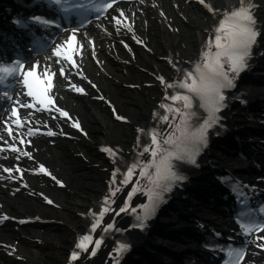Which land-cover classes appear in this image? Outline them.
Instances as JSON below:
<instances>
[{
  "label": "bare ground",
  "instance_id": "obj_1",
  "mask_svg": "<svg viewBox=\"0 0 264 264\" xmlns=\"http://www.w3.org/2000/svg\"><path fill=\"white\" fill-rule=\"evenodd\" d=\"M205 1L207 9H211L207 14L211 20L210 23H214L218 19L216 17H220L218 20L220 26V21L225 20L227 14L243 6L248 8L251 14L257 13L259 22L262 23L264 28V0ZM221 11H223L222 15H220ZM182 14L184 19L175 20L174 24L170 25L177 28L176 32L171 30L170 26H161L156 22L149 24L146 28L144 37L145 40L147 38L151 52L146 53L139 49L136 62L143 64L142 68L147 72H159L165 75L168 73L167 67L165 68L156 60L155 57L157 56H167L172 60L183 59V61L186 60L188 66H191V62H193V65L196 63L205 34L208 32L209 19L205 21L204 19H207V16L202 11L197 8H189L188 6H185ZM224 27L230 28L227 21ZM260 43L264 49V39ZM199 63L201 62L196 64ZM105 67L108 75L112 77L110 82L103 76L97 77L96 80L98 81L99 79V83H103L104 92L112 97L119 112L127 116L130 126L112 122L108 108L98 107L97 104L90 101H84L77 108L84 111L85 118L83 121L87 126L88 135L93 143L113 145L128 153L131 147L134 148L132 144L133 132L131 129H133V126L145 127L148 125L147 114L153 108L152 101L157 97L158 90L157 88L155 90L156 86L148 87L140 92L123 90L116 83L122 84L126 82V78L138 81L145 76L133 70L129 71L127 75H123L120 73V67L114 66V63L110 59H108ZM147 75L148 77L144 82H151L149 73ZM230 116L232 115L230 114ZM230 121L234 122V119H230ZM93 146H76L73 153H76L78 157L73 156L68 150L60 149L58 162L59 165L65 166L68 173H64L63 171L60 173L67 183L66 190L52 195L55 203L58 205L57 209L46 208L39 204L36 199H14L8 201V207L14 212L22 213L23 216H38L39 219L60 221L61 224L43 229L31 226L28 229L18 227V229L10 231H1L6 236V233L10 232L12 234L11 236H7L9 237L7 238L8 242L12 240L10 243L17 238L21 240V244L18 247H12L6 251H14L16 252V257L20 259L25 258V262H17L12 257H5L6 264H30V261H26L27 259L34 261L33 263L35 264H63L64 254L71 244V240L76 233L75 231L79 230L83 224L82 214L86 212V208L95 202L105 189L107 175L98 169L104 167L105 164L92 153L91 150L94 151L96 149ZM143 183H145V179L141 178L139 184ZM137 202V200H134V205ZM34 238L46 239L55 243L57 247L55 248L52 245H48L47 247L37 246L38 244L34 245ZM112 239L110 238V240ZM107 242L108 240H105V243ZM111 248L110 245L104 244L100 249H97L98 251L94 255H85L82 259L83 262L79 263L78 261L77 264H110ZM2 258L0 253V259Z\"/></svg>",
  "mask_w": 264,
  "mask_h": 264
},
{
  "label": "snow or ice",
  "instance_id": "obj_2",
  "mask_svg": "<svg viewBox=\"0 0 264 264\" xmlns=\"http://www.w3.org/2000/svg\"><path fill=\"white\" fill-rule=\"evenodd\" d=\"M111 7V5H109ZM211 10V9H210ZM39 19V18H37ZM226 21L232 28V32L230 34V39L227 43H221V29L224 28ZM255 21L254 18L251 15V12L248 8L241 7L237 10L232 11L230 14L226 15L225 20L220 21V26L216 28L217 35L215 36V47L217 49V52L215 53V63L212 64L209 60L205 59L204 61V67L208 69V71H202L200 70L199 66H197V71L199 73V79H200V86L197 87L195 85V81L192 85L186 84L184 82H181V86L189 88L190 91L197 92L201 95V98L206 101V106L209 108L210 112V119L206 121L205 126L200 130V137L204 138L206 135V128L213 123L218 121V116L216 113L219 111V108L224 105V102L226 101V96L223 94L222 89L228 86H232V80L228 76V71L224 70V64L226 63L228 65V70L235 72L237 75L240 71H242L244 68L247 67V60L251 55V46L255 42L256 36L258 33L255 31L253 25ZM211 43V41H210ZM202 56H207L206 52H202ZM71 59V57H69ZM32 73L29 72L28 75H31ZM191 76V74H188ZM162 83L163 77H160ZM25 83L27 84V79H25ZM95 87V85H93ZM76 91L80 92L82 89L76 88ZM29 95H32L31 91H29ZM183 99L185 103V107H188V97H179L178 95H172L171 100L176 101L178 99ZM59 111V109H57ZM16 113V109H13V114ZM64 115H67V113H63ZM164 119H167V117H163ZM117 119H122L119 115L117 116ZM19 123V121H17ZM76 127H79V124H75ZM31 131V129L29 130ZM52 133L49 132V135ZM152 142L153 144L157 143V136L155 132L152 133ZM193 147L195 145L193 144ZM145 150H148V146L145 145ZM153 155H156V151L153 150ZM193 162H195L193 160ZM159 167V166H158ZM170 167V166H167ZM41 171H44L43 166H41ZM5 171H11V169L6 168ZM132 172V168H129V175L126 176L125 181L126 182L128 178H130V174ZM144 173L141 172V175ZM55 179V178H54ZM164 179L166 181L169 180H181L183 179L182 176H179L176 173H168L166 171V174L164 176ZM59 183V181H57ZM136 189L133 188V192H135ZM133 192L129 193V199L131 198ZM107 199V198H105ZM51 203V201H49ZM128 207V202H125V208H121L120 211H125V209ZM146 207V206H145ZM119 213H117L118 215ZM137 224L134 226L138 227H144V219L137 216ZM99 222V221H98ZM114 226V223H110L108 225L109 228H112ZM93 228L96 227V224L92 225ZM261 230H264V227L261 228ZM121 231H123L121 229ZM87 238V237H86ZM99 244V241H97V245ZM128 245L124 242H120L117 248L118 252H122L123 250H126ZM94 251V250H93ZM77 256L76 252L72 253V257L75 258Z\"/></svg>",
  "mask_w": 264,
  "mask_h": 264
}]
</instances>
